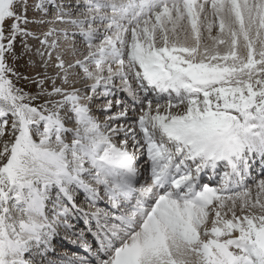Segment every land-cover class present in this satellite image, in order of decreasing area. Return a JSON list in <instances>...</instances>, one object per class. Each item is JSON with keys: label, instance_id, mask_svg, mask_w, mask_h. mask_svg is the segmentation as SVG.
<instances>
[{"label": "snow or ice", "instance_id": "snow-or-ice-1", "mask_svg": "<svg viewBox=\"0 0 264 264\" xmlns=\"http://www.w3.org/2000/svg\"><path fill=\"white\" fill-rule=\"evenodd\" d=\"M28 7L0 0V264H54L61 233L84 254L58 264H264V0Z\"/></svg>", "mask_w": 264, "mask_h": 264}, {"label": "rangeland", "instance_id": "rangeland-1", "mask_svg": "<svg viewBox=\"0 0 264 264\" xmlns=\"http://www.w3.org/2000/svg\"><path fill=\"white\" fill-rule=\"evenodd\" d=\"M38 2V0H28V11H27V17L30 21H40L41 18H43V13H40L36 11L35 4ZM72 3L75 4V0H72ZM45 19H51V17H47ZM52 25L48 24H39V23H30L27 25V29L31 32H33L37 36H42L43 32H46L49 27ZM7 28V24H6ZM27 44L31 51H26L23 47L22 41L20 38L17 39L16 45H15V52L19 59L16 61L17 64V70L22 73L24 76L28 77H34L38 73L44 72V67L41 61L40 56L37 54V50L41 48L40 41L34 40L31 37L28 38ZM67 55L65 57L66 60H71L72 58ZM46 58V57H45ZM50 74H54L56 69L54 67H50L48 69ZM20 87H22L26 92L35 93L38 91V88L36 84L27 82V81H21L19 84ZM50 87V86H49ZM121 98H123V93H120ZM99 103V101L97 102ZM97 107L93 106L94 114L99 118L101 122H104V116L100 115V112L98 109H95ZM115 111V109H114ZM98 113V115L96 114ZM5 141H10V137L8 136V129L5 130V136L3 138H0V150L3 148V144ZM62 250H58L57 253H60ZM50 261H53L54 264H56L55 257L48 258Z\"/></svg>", "mask_w": 264, "mask_h": 264}, {"label": "bare ground", "instance_id": "bare-ground-1", "mask_svg": "<svg viewBox=\"0 0 264 264\" xmlns=\"http://www.w3.org/2000/svg\"><path fill=\"white\" fill-rule=\"evenodd\" d=\"M218 34V29L217 28H214L213 29V35H217ZM204 35L206 36L207 34L206 33H204ZM205 42H207V43H211V41H205ZM221 47H223V46H221ZM70 58H71V55L69 56ZM79 86V85H78ZM95 109V108H94ZM97 109V108H96ZM95 109V110H96ZM94 112V111H93ZM97 115H98V113H96ZM101 115V114H100ZM99 119V118H98Z\"/></svg>", "mask_w": 264, "mask_h": 264}]
</instances>
